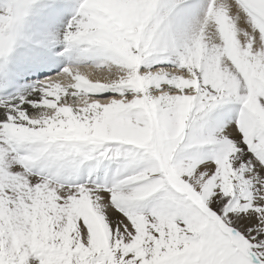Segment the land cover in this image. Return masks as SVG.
<instances>
[{
  "label": "snow or ice",
  "instance_id": "snow-or-ice-1",
  "mask_svg": "<svg viewBox=\"0 0 264 264\" xmlns=\"http://www.w3.org/2000/svg\"><path fill=\"white\" fill-rule=\"evenodd\" d=\"M0 264H264V0H0Z\"/></svg>",
  "mask_w": 264,
  "mask_h": 264
}]
</instances>
